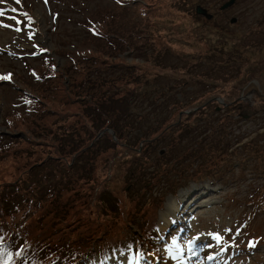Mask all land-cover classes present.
I'll list each match as a JSON object with an SVG mask.
<instances>
[{
	"label": "rangeland",
	"instance_id": "374dc122",
	"mask_svg": "<svg viewBox=\"0 0 264 264\" xmlns=\"http://www.w3.org/2000/svg\"><path fill=\"white\" fill-rule=\"evenodd\" d=\"M20 2L24 6L23 9L29 11L32 18L31 27L26 28L22 25L21 31L18 32L15 30L16 23L13 20L7 21L8 27L0 26V75L11 72L13 79L12 83L0 80V122L6 118L14 125L22 121L19 115H16L19 110L26 112L32 103L30 108L35 106L39 110L48 108L50 104L46 105L45 100H51L57 92H59V103L63 100L74 106L87 98L93 101L100 99L94 92L93 95L88 94L87 98L82 97V99L78 97L79 92L73 93L77 89L74 82L77 79L73 77L78 75L76 72L69 74L71 77L69 80L59 75L60 70H65L70 65L66 51L69 53L76 51L83 56L84 53L97 54L102 49L99 42L93 39L83 26L87 20H101L100 15L104 20V14L110 12L112 16L107 22L112 20L113 31L118 30L120 35H127L126 33H130L138 26L143 28L135 36L131 35L144 46L141 49L142 54L135 50L132 44L124 53L119 54V61H122L124 66H135L136 70L145 71L139 76L141 90L137 94L133 92L128 99L115 104L119 108H129V113L140 120L135 123V125L139 124L138 127L133 129L135 120L129 117L126 123L130 124L132 119L131 131H125L126 136L119 143L122 148L115 147L109 150L108 152L112 153L110 155L108 152L96 151V145L93 144L95 154L88 163L91 165L83 166L92 170H87L82 175L80 181L84 186L79 182L82 192L86 189L94 190L88 208L83 205V198L72 203L73 196H70L69 192L76 194L75 189L79 192L77 188L59 189L57 193L62 196L60 201L66 203L71 200L70 203L75 207L70 209V215L74 213L77 215L69 216L66 223L58 222L60 215L53 209L58 210L63 204H54L50 209L46 207L38 209L31 213L32 216H27L23 220L26 225L33 220L31 217L36 216L33 224L36 225L38 220L36 240H47L50 245L62 237L76 238L78 233L84 234L93 229L96 231L94 232L96 239L93 242L98 240L96 245L99 248L103 244L113 245L119 240V245L115 244L108 250L109 261L106 264H126L127 261L134 264L158 262L175 264L176 261L182 260L179 255L174 254L175 250L182 246L189 250L192 247V240L202 242L199 247L204 251L205 258H209L210 245L220 240L225 254V258L221 260L222 264L227 262L228 264H264V199L260 203L257 199L255 204L250 201L254 196L261 195L260 187L264 186V97L260 98L264 96V84L260 77H248L250 80L253 78L250 81L248 78L244 79V74L240 77H238L239 73L232 74L231 65L216 64L217 52L212 50L218 42L228 44L232 41L235 44L240 37L252 35L249 32H253L254 38L258 37L257 35L261 37L259 47L254 50V54L257 55L255 58L264 61V0H237L238 4L226 11L220 10L222 3L220 0H131L126 8L115 5L112 0H47V3L45 0H20ZM198 2L215 17V23L222 29L220 33H216L212 25L211 28L208 27L210 29L204 28L202 21L193 16V9L195 10ZM143 5L149 7L144 8ZM20 8L14 0L7 9L11 12ZM140 9L144 10V13ZM221 12H225V16H220ZM222 17H225V22L220 24L218 19ZM234 18L236 22L231 23ZM0 20L3 21L2 18ZM259 28L263 31L255 33L254 31H259ZM106 32L112 33V27L107 26ZM136 36H141V40H137ZM150 37H154L157 42ZM224 40H227L226 43ZM137 42L135 44H138ZM153 42L155 43L152 44L153 48L156 49L150 48ZM36 47L47 51L44 55H38L39 51ZM158 47L162 48L160 52L157 51ZM166 47L171 49L164 51ZM204 57L213 68L202 64V61H205ZM54 65H57V72L49 69ZM235 65L239 64L235 62ZM188 67L189 72L198 80L201 78L205 80L203 86L208 91H198L195 89V84L188 82L186 76ZM32 72L38 78H35ZM221 75L223 81L220 90H224L223 96L217 93L219 90L215 89L214 85H210L216 78H221ZM237 79H244L245 84L238 85ZM66 84L70 85L69 92L65 90ZM235 84L240 89V94L236 93L239 98L234 95L227 96L231 85ZM72 85L75 86L71 89ZM118 88L117 85L114 88H105L102 95L105 97L107 90V95H111L113 91L115 92L113 97L119 99ZM198 89L201 90L202 87L198 86ZM145 91L146 95H144ZM64 93H69L70 96L67 98ZM21 94L25 95L23 100L20 99ZM31 97H35V101L41 98L39 106L36 104L34 106L33 101L26 104V99ZM236 98L241 103H236L232 107L230 104ZM208 99L211 108L205 107L209 103ZM244 104L247 106L260 104V106L247 108L246 105L243 106ZM214 106L217 108H213ZM52 108H55L53 104ZM81 108L88 107L81 106ZM130 108H136L135 114ZM165 109H170L171 114L167 115L168 111L166 112ZM159 111L164 112L159 115ZM189 115L191 116L188 117ZM45 117L38 118L42 126L37 125V127L42 132L46 130ZM53 117L50 116L48 119ZM83 118L81 114L75 117H58L57 122L68 121L64 125L70 123V131H73L77 128L76 123L79 124L78 127L84 124L81 122ZM182 122L188 125L189 134H185L181 128L178 129L179 131L175 130V127ZM151 127L159 128L166 133L157 134L153 138L150 133L153 130L149 132ZM81 128L83 130V127ZM12 131V134H18L17 128ZM140 137H146V140ZM71 143L78 145V140L72 137L68 145ZM200 144L205 151L201 149L198 153L196 148ZM212 145L213 147L218 145V148L214 149ZM191 152H193L192 156L189 155ZM162 154L164 156L161 157ZM174 154L178 156L175 158ZM249 157L256 159L252 160ZM73 158L75 154L68 152L65 159L72 161ZM83 160L84 157L81 161ZM3 163V161L0 163V175L8 172L5 167H1ZM61 165L62 163H59L58 166ZM163 166L166 167L165 170ZM50 169L51 172L62 171L56 167ZM255 169L257 170L254 173ZM130 171H134L132 174L134 179L130 178ZM71 172L72 176H78L80 173L78 170ZM141 176L145 177L143 182L138 180ZM47 177L45 179L56 181L54 175ZM152 178L157 181H154L155 183L149 181ZM169 180L172 181L169 183ZM130 182L141 185L137 192L140 194L143 192L145 198L148 196L149 203L154 202L153 208H156L158 217L154 218L155 221L150 220V226L157 224L158 228L150 237L143 235V223L136 219L145 211L148 212L150 207H147L145 202L134 203L137 197L132 199V204L127 200V191L131 188L135 190L134 186H127ZM86 183L88 186H85ZM202 189L212 191L214 196L210 200L207 197L208 202L205 204H208L207 208H203L195 218L186 222V217H183L182 212H178L181 211V202L187 197L182 194L186 193L191 197L195 191H198L200 192L198 196H201ZM262 189L264 190V187ZM104 190L117 191L121 195L119 201L116 199V207L120 208L118 215L111 213L107 207V209L101 207L102 198L99 199V195ZM114 196L112 194V197ZM44 198H53V196L48 192ZM172 209L177 212H170ZM81 216L84 221L89 222L88 225ZM76 220H82L80 230L77 233L69 232L70 221L73 223ZM61 232L63 233L56 234ZM29 233L33 234L30 231ZM250 239L255 240L253 245H248ZM35 246L36 243L30 247L33 249ZM137 249L144 252L145 258L135 260L134 251ZM173 255L176 256L175 259ZM233 255L240 260L231 261L230 257ZM99 256L101 255H93L88 259L84 255L76 264L96 262Z\"/></svg>",
	"mask_w": 264,
	"mask_h": 264
},
{
	"label": "trees",
	"instance_id": "16d2710c",
	"mask_svg": "<svg viewBox=\"0 0 264 264\" xmlns=\"http://www.w3.org/2000/svg\"><path fill=\"white\" fill-rule=\"evenodd\" d=\"M112 1L113 3H115V5L126 8L127 6H129L131 0ZM220 1L223 2V0ZM143 7L146 8L149 6L143 5ZM140 11L144 13V10L140 9ZM193 11V16L196 17L197 20L200 19V21H202V24H204V28L210 29L212 25L213 30L216 33L221 32V26H219V24H216L214 21L215 17H213L211 20H208L198 16L196 14V10L193 9ZM109 14H104V20L102 18V15L99 14L101 20L91 21L90 19L85 23L90 32L89 34H92V38L96 39L99 42L100 48H102L100 49L99 53L90 55L84 53V55L82 56L76 51H71L70 53L66 51L69 59L68 62L70 63V65L67 66L65 70L62 69V71L60 70L59 72V75H61L62 78L68 80L71 79L69 74H72L73 72H76L78 74L73 76L77 80H74L76 86L72 85L71 89L74 86L77 88L73 93L75 94L76 92H79L78 97L80 99H82V97L87 98L86 96L88 94L93 95V92L100 99H94L93 101L91 98H87L88 100L85 99V101L79 102L76 106H74L71 103L68 104L64 102L63 100L59 103V92H57L54 98L51 97V100H45L46 105L50 104V106H48V108H42V110H39V108H37L35 104L39 106V103H41V98L35 101V97H31V100L28 104L32 103L33 101L35 108H30L33 104L32 103L29 105V108L26 109V112L23 113L21 110H19L20 112L16 113V115H19L18 117L22 120L21 123H19L18 125L10 124V121L8 119L6 120V118L3 121L2 126L7 128V133H2L0 131V163L2 161L4 162L1 167H5V170L8 172L4 175H0V237H3L4 240L3 247L7 248L9 251L15 253L16 251H19L21 249L23 250L21 256L13 257L14 264H76L78 261L82 260L84 255L85 258L88 259L97 254L101 255V257H106L110 248H112L115 244H120L118 240L113 245L107 246V244H103V246L99 248L96 245V241L98 240H95L93 242V240L96 239L94 238V232L96 231L92 229L91 231L84 234L78 233L76 238L62 237L56 243L49 245V242L47 243V240H36V233L38 231L36 230V227L38 224V220H36V225H33L35 223L36 216H34V218L31 217L33 220H31V222H27L26 225L25 223H23V220H25L27 216H32L31 213H34L38 209L45 207L47 209H50L54 204H63L58 207V210L53 209L55 212L59 213L60 219H58V222L61 221V223H66L69 216L77 215L76 213L70 215V209L72 207H75V205H73L72 203H75L76 200L83 198V205L88 208L90 198L94 195V190L86 189L82 192L79 188V182L81 186H84V183H82L80 179L83 178L82 175L85 173V171L92 170L91 168L83 166L91 165L88 163L89 160H91L93 154H95V152H93V148L96 147V151L98 150V152L100 153L108 152L115 147L117 149V147H121L119 143L122 142L124 140V136H126L125 131H131L132 119L130 124L126 123L127 119L129 117H133V121L135 120L133 122V129H136L139 125H135L136 121L140 120L137 119V116L135 117L129 113V108H119L115 104H117L116 102H120L123 99H128L133 92L137 94V92L141 90L139 76H141L145 71H140L139 69L136 70L135 66H124L122 61H119V54L124 53L131 44L133 48H135V50H138L139 53L142 54L141 49L144 46L138 43L133 37H131V35L135 36V34L138 31H141L143 28H140V26H138L134 28L130 33H126L127 35H120V32H118V30H115V32L113 31V25H111L112 20L107 22L108 19H111L110 16H112L110 12ZM220 16H225V12H221ZM218 20L220 21V24H223L225 22V17H222ZM148 21L149 20H147L146 23H148ZM107 26L112 27V33L107 34ZM258 30L259 31L254 32L261 33L260 31H263L261 28H259ZM249 33H252V35L249 34L247 36L240 37V39L235 44H233L232 41L227 44V40H224L226 44H221L218 42L219 44L217 43V45L212 48V50H215L217 52L218 62L216 64H223L228 66L231 65V70H233L232 74L239 73L238 77L244 74V79L248 77H260L261 82L264 84V61H262V59H256L255 56L257 57V55L254 54V50H256L255 48L259 47L258 43L259 40L261 41V37L257 35L258 37L254 38V33ZM140 37L136 36V39L141 40ZM151 39L155 38L153 37ZM136 42L138 44H135ZM154 42L150 44L152 46L150 48L152 49H156L153 48L152 45L155 44ZM167 49L171 48L166 47L164 51H167ZM160 50H162V48L158 47L157 51L160 52ZM250 53L251 55H249ZM89 56H93V58H89ZM190 59L191 58L189 57V60ZM203 59L205 60V57ZM235 62L239 65L236 66ZM192 64H190V66ZM202 64L205 67L208 66L209 68H213V66L208 63V61L206 62V60L202 61ZM56 66L57 65H55V68L52 67L49 69L55 70L57 72ZM138 72H140V74L137 75ZM186 72H188V74L186 73V76H188V82L195 84L197 86H195L196 90L203 92L208 91L204 89L205 86H203V82L205 80L203 78L198 80L195 75L189 72V67L187 68ZM33 74L34 72H32V75ZM33 76L35 78L37 77L36 75ZM244 79H237V84L243 86L245 84ZM252 79L249 80L252 81ZM214 81L215 82L210 85H214V87H216L215 89L219 90L217 93H219L220 96H223L224 90H220L223 76L221 75V78L218 77ZM225 81L227 80L225 79ZM116 85L119 87L117 90L118 93H120L119 99H115L113 97V95L115 94V92L113 91L111 92V95H107L108 90L106 91L107 93H105V97L102 95V92H104L105 88H114ZM69 86V84H66L65 86V90L68 92L70 90ZM198 86H201L202 89L199 90ZM228 91H230L231 94L229 93L228 95L227 93V96L231 95V97H233L234 95L235 97L239 98V95L237 94H240V89L236 86V84L231 85L230 90ZM64 94L67 98L70 96L69 93ZM80 94L84 95L81 96ZM146 94L147 92L144 93V95ZM262 97L264 96H260V98ZM237 98L236 100L232 101V104L241 103ZM208 102L209 103L206 104L205 107L211 108L210 100ZM52 104L55 108H52ZM245 105L246 104H244L243 106ZM81 106L88 108H81ZM257 106H260V104ZM257 106H247V108H257ZM215 107L216 106H214L213 108ZM130 109L132 110L130 111L135 114L134 112L136 111V108ZM165 111H168L167 115L171 114L170 109H165ZM159 112V115H161L164 111ZM179 112L181 111H178V113ZM79 114L84 117V120L81 121L82 123H84L81 125V127H83V130L81 127H78V123H76L77 128H75L73 131H70V123L68 125H64L65 123H68V121L60 120L57 122L58 117H75V115ZM42 116H46L45 118H47V126L44 125L46 127V130H44L45 133L38 130V127L42 126L38 118H41ZM50 116L54 117L49 120L48 118H50ZM190 116L191 115H189L188 117ZM187 126L188 125L186 123L183 124L182 122L175 127V130L181 128L184 130L185 134H189L190 131ZM52 127L55 128L53 129ZM16 128L18 129V134L14 135L12 134L14 131H12V129ZM53 130H55V132ZM51 131L53 133H51ZM149 132L153 135V138L156 137L157 134L161 135L166 133L164 132V130H160L159 128L153 129L152 127L149 129ZM72 137L78 140V145H74L72 143L68 145V142L71 141ZM140 139L146 140V137H140ZM172 139L174 141L173 135ZM79 142H81V144H79ZM93 144L96 146L94 147ZM147 144H149V141L147 142ZM142 146H144V144ZM174 147L178 148L176 146ZM213 148L217 149L218 145ZM201 149L205 151L204 147L200 144L199 146H197L196 150L199 153ZM68 152L69 154H75V158H73L72 161H67L65 159ZM192 153L193 152L189 153V155L192 156ZM108 154L110 155L112 153L108 152ZM194 154L196 155V152H194ZM204 154L206 153L204 152ZM162 156H164V154H162L161 157ZM174 156L176 158L178 155L174 154ZM82 157H84L83 161H81ZM250 159L255 160L256 157ZM93 162L94 160L92 161V163ZM59 163H62V165L58 166ZM51 167H56L57 169H61L62 171L51 172ZM72 169L78 170L80 172L78 176H72ZM165 169L166 167L163 168V170ZM256 170L257 169L253 170V172L255 173ZM23 173L24 175L22 176ZM130 174V178L134 179V176L132 175L134 174V171H130ZM47 175H54L53 178L56 177V181L53 182V179H47ZM212 175L214 174L212 173ZM92 176L93 175H91V177ZM41 177H43V181L41 180ZM45 177L47 178L45 179ZM138 180L143 182L145 180V177L142 178L141 176V178H138ZM149 181L156 182L157 180H155V178H152ZM170 181L172 180H169V183ZM43 182L45 185H43ZM134 184L135 183L130 182L127 185L129 187L134 186L133 188L135 189L133 190L131 188L129 191H127V200H129V202L132 204V199L134 197H137V200H135L134 203L136 202L137 204L138 202H145L147 207H150L148 208V212L145 211V214L143 213V215H139V218H136L138 221L143 223V235L145 237H150L152 234L151 228L153 226V224L150 226V220L154 218L156 219V208H153L154 202L149 203L150 199H148V196H146L145 198L143 192H141V194L137 192V189H139L141 185ZM85 186H88V184L86 183ZM263 187H260L261 195L256 197L254 196L253 199H250L252 204H255V202L257 203V199H259L258 203H260L262 199H264V190L262 189ZM75 188H77L79 192H77ZM59 189H75L76 194L69 192L70 196H73V199L71 198L72 203H70L71 200L66 203L60 201L62 196L57 193ZM48 192L51 193L53 198H44V195ZM113 192L104 190L99 195V199L102 198L100 205L103 208L107 207L111 213H115L116 215H118L120 208L116 207V199H118L119 201L121 199V195L118 194L117 191ZM112 194H114L115 196L112 197ZM147 199L149 202L147 201ZM81 218L83 217L81 216ZM155 219L153 221H155ZM82 220L84 221V218ZM82 220H76L73 223L70 221L71 224L68 231L77 233L81 228L80 222H82ZM88 223L89 222H86L85 224L88 225ZM127 223L130 224L131 222ZM29 227L32 228L30 229ZM27 228L29 229L27 230ZM34 228L35 231H33ZM29 231L33 234L30 235ZM62 233L63 232L56 234ZM35 243L36 246L32 249L30 246L35 245Z\"/></svg>",
	"mask_w": 264,
	"mask_h": 264
},
{
	"label": "bare ground",
	"instance_id": "6f19581e",
	"mask_svg": "<svg viewBox=\"0 0 264 264\" xmlns=\"http://www.w3.org/2000/svg\"><path fill=\"white\" fill-rule=\"evenodd\" d=\"M208 189V188H207ZM200 191V190H199ZM202 191H204V189H202ZM212 191H208L207 194L203 195V193L201 192L200 195L202 196H198L200 192L198 191H195L192 196L188 197V195L185 193V194H182L184 197H186V200L181 202V211L179 210L178 212H182L183 216L186 217V222L187 221H190L192 218H195L196 214L199 213V211H201L203 208H207V205H205L208 200L207 197H209L208 199H212L214 195H212L211 193ZM181 195V197H182ZM188 210L190 211L188 213ZM170 212H173V213H176L177 211L172 209L170 210ZM191 214V216H189ZM207 242V240L205 241ZM202 242H200L199 244H201ZM197 246L199 245H196L195 244V249L194 250H188L185 246H182L181 248H177V250H175L174 254L176 255H179L180 257H187L185 260H178L175 262V264H206L204 262V253L203 251L201 250V248H197ZM181 254V255H180ZM221 255H217L215 257V259L217 258H220ZM194 259H197L198 261L197 262H193ZM231 261H239L240 258L237 257V256H232L230 258ZM214 261V259H213ZM208 264L210 263V261L207 262ZM124 264V263H122ZM126 264H129V262L127 261ZM158 264H161L158 262Z\"/></svg>",
	"mask_w": 264,
	"mask_h": 264
},
{
	"label": "snow or ice",
	"instance_id": "6c2138e0",
	"mask_svg": "<svg viewBox=\"0 0 264 264\" xmlns=\"http://www.w3.org/2000/svg\"><path fill=\"white\" fill-rule=\"evenodd\" d=\"M16 3L19 4L20 0H16ZM45 3H47V0H45ZM15 11V9H13ZM0 15H3V11L0 10ZM23 15H25L29 21V24H31L32 22V18L30 16L27 15V13H24ZM12 19H16V17H12ZM17 23H20L19 20H17ZM7 26V25H5ZM19 30V29H17ZM11 78V74L9 73L8 75H0V80H7ZM217 239H219V237L217 236ZM4 244V240L3 237H0V264H14V260L13 257H19L22 255L23 250H19L16 251L15 253L9 251L7 248L3 247ZM173 244L175 245V240L173 241ZM169 252L171 254L172 249H169ZM176 256L173 255V259H175ZM209 259H211V257H209Z\"/></svg>",
	"mask_w": 264,
	"mask_h": 264
},
{
	"label": "water",
	"instance_id": "95a60500",
	"mask_svg": "<svg viewBox=\"0 0 264 264\" xmlns=\"http://www.w3.org/2000/svg\"><path fill=\"white\" fill-rule=\"evenodd\" d=\"M235 3V0H230L228 3H226L223 7L222 10H225L227 8H229L230 6H232ZM197 14L205 16L207 19H211V15L208 14L207 10H205L204 8L198 6L196 8ZM236 20H233V22H235Z\"/></svg>",
	"mask_w": 264,
	"mask_h": 264
},
{
	"label": "flooded vegetation",
	"instance_id": "af4514ba",
	"mask_svg": "<svg viewBox=\"0 0 264 264\" xmlns=\"http://www.w3.org/2000/svg\"><path fill=\"white\" fill-rule=\"evenodd\" d=\"M224 3H225V2H224ZM230 105H231V104H230ZM231 106H232V107H234V106H235V104H232Z\"/></svg>",
	"mask_w": 264,
	"mask_h": 264
}]
</instances>
